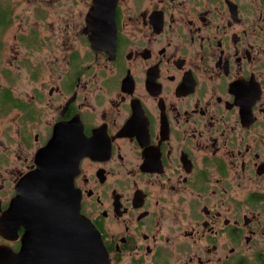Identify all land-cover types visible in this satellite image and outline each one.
<instances>
[{
    "label": "flooded vegetation",
    "instance_id": "obj_1",
    "mask_svg": "<svg viewBox=\"0 0 264 264\" xmlns=\"http://www.w3.org/2000/svg\"><path fill=\"white\" fill-rule=\"evenodd\" d=\"M92 6L0 0V220L57 138L110 264H264V0H118L115 37Z\"/></svg>",
    "mask_w": 264,
    "mask_h": 264
},
{
    "label": "water",
    "instance_id": "obj_2",
    "mask_svg": "<svg viewBox=\"0 0 264 264\" xmlns=\"http://www.w3.org/2000/svg\"><path fill=\"white\" fill-rule=\"evenodd\" d=\"M117 2L93 0L88 24L98 25L97 34L115 37ZM91 43L97 51L100 41L91 38ZM59 142L56 138L42 150L37 169L22 181L18 197L0 220L2 236L10 227L25 228L22 252L11 256V263L44 264L43 236L58 230L63 239L55 242L64 243L65 255L60 258L63 264H110L99 231L81 213V198L74 187L82 154L77 146Z\"/></svg>",
    "mask_w": 264,
    "mask_h": 264
},
{
    "label": "rangeland",
    "instance_id": "obj_3",
    "mask_svg": "<svg viewBox=\"0 0 264 264\" xmlns=\"http://www.w3.org/2000/svg\"><path fill=\"white\" fill-rule=\"evenodd\" d=\"M56 18H57V15H56V11L55 10H51L50 11V22H53V20H56ZM19 26V22H17L16 24H15V28L16 27H18ZM13 34H10L9 36H8V39L10 40V42H12L13 41Z\"/></svg>",
    "mask_w": 264,
    "mask_h": 264
}]
</instances>
